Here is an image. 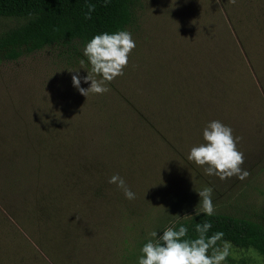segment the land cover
<instances>
[{"label":"rangeland","instance_id":"1","mask_svg":"<svg viewBox=\"0 0 264 264\" xmlns=\"http://www.w3.org/2000/svg\"><path fill=\"white\" fill-rule=\"evenodd\" d=\"M132 9L136 47L103 95L73 86V71L91 73L79 41L0 61V155L44 162L0 191V264H138L153 231L201 212L206 187L215 212L264 226V0ZM18 23L0 16V32ZM211 120L242 138L246 179L205 175L187 159ZM117 173L135 199L108 182ZM229 244L222 264H264Z\"/></svg>","mask_w":264,"mask_h":264},{"label":"trees","instance_id":"2","mask_svg":"<svg viewBox=\"0 0 264 264\" xmlns=\"http://www.w3.org/2000/svg\"><path fill=\"white\" fill-rule=\"evenodd\" d=\"M135 0H0V16L12 17L19 23L0 32V61L15 60L47 46L73 43L86 44L97 34L126 30L134 14ZM95 5L91 19H85L88 5ZM13 156V157H11ZM44 162L38 157L0 155V191L9 192L34 174ZM197 213V212H196ZM177 220L172 226L188 228L187 239L195 238L197 224L210 222L207 233L222 232L217 242L225 241L240 248H253L264 255V226L247 217L214 212L212 216L202 211ZM211 254V250L209 252Z\"/></svg>","mask_w":264,"mask_h":264},{"label":"clouds","instance_id":"3","mask_svg":"<svg viewBox=\"0 0 264 264\" xmlns=\"http://www.w3.org/2000/svg\"><path fill=\"white\" fill-rule=\"evenodd\" d=\"M232 4L236 0H230ZM95 5H88L85 19H91ZM136 47V42L131 32L119 30L113 33L103 32L94 35L83 49L91 65V73L80 76L79 71H73V86L84 96L89 93L100 94L109 91L107 84L118 76L124 75L128 66L129 55ZM84 62L81 61V64ZM93 75L100 79L93 78ZM81 81L90 85L81 87ZM203 143L191 147L187 159L204 168V174L217 176L221 180L236 177L244 180L249 172L242 167L244 153L237 147L242 139L234 135L231 126L220 120H211L202 130ZM108 182L115 184L123 190L126 199H135V193L127 186L126 181L118 173L112 175ZM201 199V211L212 216L215 212L212 202V189L206 187L198 192ZM200 213L197 212L196 215ZM212 227L210 222L197 224L195 238L187 239L188 228L180 225L167 227L162 234L153 231L150 239L140 249L141 255L138 264H222L228 256L231 245L225 241L222 247H217V242L223 237L222 232L207 236ZM211 250V254H209Z\"/></svg>","mask_w":264,"mask_h":264}]
</instances>
